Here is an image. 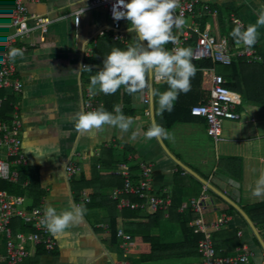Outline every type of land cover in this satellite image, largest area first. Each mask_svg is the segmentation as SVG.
I'll list each match as a JSON object with an SVG mask.
<instances>
[{"label": "crops", "instance_id": "obj_1", "mask_svg": "<svg viewBox=\"0 0 264 264\" xmlns=\"http://www.w3.org/2000/svg\"><path fill=\"white\" fill-rule=\"evenodd\" d=\"M23 1L30 14L48 17L51 24L47 32L36 29L29 37L18 40L14 63L23 90L19 94L11 90L0 94L19 107L21 151L25 159L21 172L19 167H12L19 174L18 182L2 180L0 191L23 195L25 210H31L35 204L42 205L50 217L56 245L52 251L34 247L30 256L17 264H138L134 260L139 245L130 243L127 249L123 248L117 232L115 237L110 227L111 214L119 216L122 211L117 207L115 210L110 201L112 191L124 184L119 174L121 164L129 165L138 176L139 163H153V191L158 195L167 192L172 199L171 208L177 209L203 194L206 186L200 182L203 188L197 193V185L187 176L190 174L184 170L178 172L163 151L154 132L152 105L156 125L168 150L244 209L264 240V225H258L246 210L264 202V105L247 100L248 96L264 97V0H201L198 7L202 28L218 38L230 39L222 35L221 24L227 30L233 14L240 18L260 61H247L248 66L231 70L222 65L209 67L206 63L213 61L194 60L184 51L166 81H153L151 89L148 69L147 81L132 93L129 104L120 101L122 91L116 89L105 95L109 102L110 94L114 93L113 103L101 106L98 115H87L84 110L87 92L92 91L97 100L102 96L99 84H89L84 72L93 67L86 60L94 55L98 40L105 33H112L107 10L85 12L78 30L74 13L87 8L92 0ZM6 2L0 0V8ZM206 4L217 9V13L205 11ZM135 12L155 72L166 62L170 47L163 32L168 27L164 26L160 34L153 21ZM156 19L162 21L161 17ZM34 22L30 20L32 26ZM122 32L124 43H116L131 45L134 59L142 61L137 58L144 50L134 19L133 27L129 18L125 20ZM148 36L159 37L162 47L150 46ZM238 59L233 57L234 62ZM117 62H103L105 71L111 69L105 67L107 64ZM193 62L202 63L194 66ZM213 74L222 75L228 88L242 97V105L238 107L241 118L225 120L219 140L208 135L204 118L187 113L193 105L209 97ZM174 105L183 109L186 118L165 129L161 113ZM9 109L11 105L4 110L6 116L1 115L4 120L11 116ZM229 158L240 160L239 179L218 166L220 160ZM70 163L78 169L73 178L66 173ZM209 191L207 188L208 202L198 218L211 222L226 216L229 220L225 228L214 234L215 244L230 256H236L246 245L250 251L248 264H264V250L251 226L235 209L237 213L229 210L226 201ZM85 197L89 198L88 202L83 200ZM25 226L34 230L31 223L19 216L11 222L15 234L26 232ZM119 228L124 229L120 224ZM161 233L167 240L177 237L175 227L165 222L161 223ZM1 246L4 250V242ZM0 264L10 263L3 260Z\"/></svg>", "mask_w": 264, "mask_h": 264}, {"label": "built area", "instance_id": "obj_2", "mask_svg": "<svg viewBox=\"0 0 264 264\" xmlns=\"http://www.w3.org/2000/svg\"><path fill=\"white\" fill-rule=\"evenodd\" d=\"M164 3L168 10L161 14ZM130 5L140 13L155 18L161 17L166 27L176 31V37L167 51L166 62L153 72V81L163 82L170 77L186 45L194 39L197 40L192 50L194 60H211L216 65L230 66L234 56L246 59L248 62H258L261 59L246 31L244 22L234 14L231 19L240 32V48H236L230 39L218 38L209 30H204L198 19L201 0H92L87 8L74 13L76 28L80 29L85 12L106 9L112 21L113 41L124 43L122 27L125 20L131 17ZM203 8L207 12L217 13V9L210 5L206 4ZM30 20L35 21L33 26ZM49 24L51 20L48 17L30 14L23 0H7L6 5L0 8V93L5 90L17 94L22 92L23 83L16 76L14 63L18 53V40L29 37L36 29L47 32ZM8 30L11 32L7 33ZM137 58L143 60L145 57L140 53ZM84 67L86 68L87 65ZM95 97L92 91L87 92L84 104L87 115H98L101 112V104ZM6 101L7 99L0 95V180L15 183L19 180V174L13 168L25 164L21 151L20 111L15 103L10 102L12 118L10 116L9 120H4L1 115ZM145 101L148 102L149 99L146 98ZM241 105L242 97L227 87L226 79L220 74H213L209 97L204 102L193 105L191 114L204 118L208 125V135L219 140L224 121L241 118V113L238 111ZM138 168L137 176L129 165H120L119 174L123 177L124 184L123 187L112 191L111 199L117 202L119 210L140 211L144 215L166 213L172 207V199L167 192L159 195L154 193L152 185L154 164L141 162ZM77 172L74 163L66 167V173L70 178H73ZM206 192L207 188L204 187L200 197L182 203L177 211L202 214L208 202ZM83 200L88 202L89 198L85 197ZM24 202L23 195H11L0 191V262L7 260L10 264H17L29 257L32 248L37 246H42L46 251L55 248L56 241L52 234L50 217L45 209L39 205L32 210H25ZM17 216L31 223L34 230L15 234L11 222ZM228 222L227 217L223 216L217 221L205 222L202 218H197L188 223L195 232L203 235L199 243V260L196 264H248L250 251L246 245L236 256H230L223 254L224 252L215 244L214 234L225 228ZM117 236L121 246L127 249L132 241V235L119 228ZM2 242L5 244L4 250H2Z\"/></svg>", "mask_w": 264, "mask_h": 264}, {"label": "trees", "instance_id": "obj_3", "mask_svg": "<svg viewBox=\"0 0 264 264\" xmlns=\"http://www.w3.org/2000/svg\"><path fill=\"white\" fill-rule=\"evenodd\" d=\"M129 19L133 27V19L131 17ZM221 31L223 36L230 38L231 42L234 43L236 48L241 47L238 42L240 34L238 29H236L234 22L231 21L229 29L227 30L224 28V24H221ZM163 35L167 37L169 43L168 47H170L172 40L176 37V31L174 29L167 28L163 32ZM196 41V39L192 40L186 45L184 49V51H187L191 56ZM86 61L89 63V65H93V67H88L87 70H85L84 77L89 80V84H99L102 96L98 101L102 107L105 106V103L109 105L113 103L114 93L110 94L109 102L107 101L105 95H108L109 92H114L116 89H121L122 91V97L120 101L124 105L129 104L132 93L136 92L140 88L141 83H145L147 81L148 67L146 59L144 58L142 61L135 60L133 47L131 45H121L114 42L112 39V33H105L98 40L94 55L88 58ZM111 61L119 62L115 64L112 63L111 65L110 63L107 64L105 67L108 66L111 69L105 71V63L103 62ZM198 63L202 62H193V65L197 66ZM206 65L212 67L216 64L214 62H207ZM245 65H249L247 60L239 58L237 62L233 61L230 66L226 67L231 68V70H236V68H244ZM94 66L96 67L94 68ZM100 76H104V78L96 80V77L98 78ZM227 87H229L228 84ZM247 100L253 103L264 105V97L248 96ZM115 104H117V102H115ZM9 105L10 102L6 101L2 110V115H5L4 110ZM11 111L12 108L9 109L10 113H12ZM8 113L7 115H10ZM184 113L185 112L183 109L177 105L166 108L161 113L162 122L165 129H169L178 121L185 120L186 116ZM187 113L192 115L191 111H188ZM218 166L222 170L224 168L225 171L234 178H240L241 163L239 159L229 158L225 161L220 160ZM177 169L178 172L183 173V170H181L178 166ZM134 170H136V168ZM187 176L194 181V184L198 187L197 193H200L203 185L193 176ZM21 180H23V177H21ZM209 192L212 194V196L217 197V195H215L213 192ZM110 201L111 206L116 210L117 202L113 200ZM37 206L38 205L35 204L34 207ZM34 207H32V209ZM227 207L232 212L237 213L230 205L227 204ZM246 210L258 223V225H264V202L252 206V208H247ZM198 217L199 215L193 213L192 211L178 212L176 208H170L166 213L157 212L152 215H144L140 211L124 209L121 211L119 216L117 213L111 214L110 227L113 235L116 237V232L120 224L122 227H124L126 232L132 235V242L139 245V248L135 251L137 256V258L134 260L135 263L195 264L199 259V243L203 235L201 233L195 232L193 228L188 226V223ZM162 222L175 227L177 237L174 240H167L166 237L162 235ZM25 228H28V226H25L24 229ZM30 231L31 230H29V228L26 230V232ZM216 246L219 248L217 244Z\"/></svg>", "mask_w": 264, "mask_h": 264}, {"label": "water", "instance_id": "obj_4", "mask_svg": "<svg viewBox=\"0 0 264 264\" xmlns=\"http://www.w3.org/2000/svg\"><path fill=\"white\" fill-rule=\"evenodd\" d=\"M130 11H131V15L135 21L138 33H139V38L142 42V46H143V50H144V54L148 63V69H149V81H150V85H151V89L153 86V69H152V63H151V57H150V53L149 50L146 46L144 37H143V33L140 29L139 26V22L137 20L136 17V12L134 10V8L132 7V5H130ZM152 119H153V127H154V132L155 135L163 149V151L165 152V154L167 155V157L172 160L176 166H178L179 168H181L182 170H184L186 173L192 175L193 177H195L199 182H201L203 185H205L209 190L213 191L216 195H218L219 197H221L224 201H226L229 205H231L237 212H239V214L247 221V223L251 226V228L254 230L255 235L257 237V239L259 240L262 249L264 250V240L262 239V237L260 236V234L257 231V227L254 224V222L252 221V219L250 218V216L247 214V212L242 209L237 203H235L234 201H232L230 198H228L226 195H224L222 192L218 191L216 188H214L207 180H205L204 178H202L200 175H198L195 171H193L192 169L188 168L187 166L183 165L180 161H178L176 159V157L168 150V147L166 146L160 132L159 129L156 125V121H155V116H154V109H153V105H152Z\"/></svg>", "mask_w": 264, "mask_h": 264}, {"label": "rangeland", "instance_id": "obj_5", "mask_svg": "<svg viewBox=\"0 0 264 264\" xmlns=\"http://www.w3.org/2000/svg\"><path fill=\"white\" fill-rule=\"evenodd\" d=\"M166 3H164V5H163V10L161 11V14H164L165 12H167L166 11ZM168 10V9H167ZM138 14L141 16V17H143V18H145V19H147V20H151V21H153L155 24H156V28L158 29V31H159V33L161 34L162 33V30H163V28H164V26H165V24H164V22H163V20L161 21L160 19H156V18H154L153 16H151V15H149V14H142V13H140V12H138ZM148 42H149V45L150 46H159V47H162V45H163V41H161V39L158 37H152V36H148ZM11 118H12V116H11ZM11 120V119H10ZM78 159V158H77ZM15 168H17V167H15ZM14 168V169H15ZM18 171H20L21 172V167H19V169H18ZM1 182H2V180H0ZM130 243L131 244H133V242L132 241H130Z\"/></svg>", "mask_w": 264, "mask_h": 264}, {"label": "bare ground", "instance_id": "obj_6", "mask_svg": "<svg viewBox=\"0 0 264 264\" xmlns=\"http://www.w3.org/2000/svg\"><path fill=\"white\" fill-rule=\"evenodd\" d=\"M32 210V209H31ZM14 219V218H13ZM12 228V227H11Z\"/></svg>", "mask_w": 264, "mask_h": 264}]
</instances>
